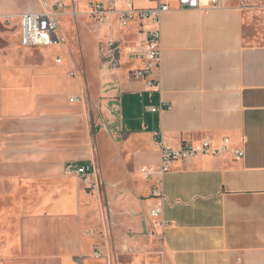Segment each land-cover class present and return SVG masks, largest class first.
Wrapping results in <instances>:
<instances>
[{"label":"crops","instance_id":"crops-1","mask_svg":"<svg viewBox=\"0 0 264 264\" xmlns=\"http://www.w3.org/2000/svg\"><path fill=\"white\" fill-rule=\"evenodd\" d=\"M60 1L62 44L24 48L19 17L53 0H0V264H264V0L246 10L160 0L170 11L158 91L128 77L141 67L130 54L144 40L136 23L90 18L88 3L105 0ZM109 38L119 71L101 66ZM162 105L171 109L150 111ZM156 133L173 149L227 140L161 176L163 229L141 176L159 164ZM69 162L93 163L100 191L66 172Z\"/></svg>","mask_w":264,"mask_h":264},{"label":"built area","instance_id":"built-area-1","mask_svg":"<svg viewBox=\"0 0 264 264\" xmlns=\"http://www.w3.org/2000/svg\"><path fill=\"white\" fill-rule=\"evenodd\" d=\"M226 0H177L178 9L206 10L222 8ZM123 4V9H117V4ZM241 9H262V6L253 3L252 0H239ZM264 7V4H263ZM63 5L60 0H53L52 8L41 13L22 14L19 17V35L20 45L24 48L43 47L50 48L62 44L58 34V13ZM170 11L168 4L157 0L156 6L148 9H137L133 6V0H105L104 3L89 2L87 6V15L93 20L103 23L113 15H118V25L121 29L127 28L131 23H136L139 32L144 36V40L131 50L130 54L133 60L141 64L140 68L130 70L128 77L135 80H142L147 89L159 90L160 81L155 78L161 71L162 49H161V23L163 16ZM71 16L76 17V12L72 11ZM119 44L109 38L100 48L101 66L104 70L114 72L121 69V60L119 57ZM57 64L62 60L58 58ZM74 76V72L70 73ZM78 99H70V102H76ZM171 106H157L150 109L153 113H162L170 110ZM224 146L219 150H213L208 141L200 143H183L180 148L173 149L164 144L161 134L154 135V144L159 153V164L157 167H148L141 171L142 178L150 184V197L157 202L149 216L156 222V225L163 229L168 224L162 219V203L164 195L161 190V176L170 170L172 163L181 162L189 164L193 159L200 156L216 155L226 150ZM243 153L235 152V158L239 159ZM68 173H74L82 184L89 191H100L102 182L93 163L77 164L69 162L64 167ZM99 257L100 253L95 252Z\"/></svg>","mask_w":264,"mask_h":264},{"label":"rangeland","instance_id":"rangeland-1","mask_svg":"<svg viewBox=\"0 0 264 264\" xmlns=\"http://www.w3.org/2000/svg\"><path fill=\"white\" fill-rule=\"evenodd\" d=\"M46 11V10H45ZM84 185V184H83Z\"/></svg>","mask_w":264,"mask_h":264}]
</instances>
